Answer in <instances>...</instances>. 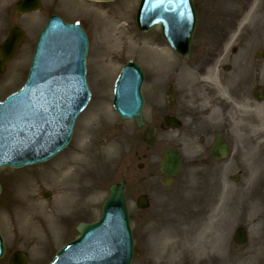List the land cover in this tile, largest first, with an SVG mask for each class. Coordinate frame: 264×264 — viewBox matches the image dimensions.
Instances as JSON below:
<instances>
[{
  "label": "rangeland",
  "instance_id": "obj_1",
  "mask_svg": "<svg viewBox=\"0 0 264 264\" xmlns=\"http://www.w3.org/2000/svg\"><path fill=\"white\" fill-rule=\"evenodd\" d=\"M19 1L11 3L0 22V44L15 26L25 34L16 59L7 66L5 74L0 75V101L26 80L38 35L53 14L68 23L81 24L89 37L87 79L92 101L77 120L72 142L64 152L40 166L0 170L3 187L0 223L7 246V255L0 264H9V258L17 251L28 255V264H49L60 248L78 237V224L99 219L109 187L121 181L128 184L135 250L133 264H160L162 245L169 239L179 252L177 264H246L248 251L259 245L260 226L256 218L262 209L244 196L249 162L238 148L240 132L235 128V118L243 116L236 111L240 103L264 106V101L260 103L253 98L255 90L264 92V0H199V6L209 8L208 12L216 15L211 22L214 39H207L198 32L194 48H199L197 56L201 58L189 63L169 50L159 28L148 34L138 31L135 16L139 0L102 4L86 0H41L43 9L27 15L15 11ZM255 5L258 10L252 17L250 12ZM106 15L125 17L131 35L116 45H106L100 20ZM247 17L250 19L245 21ZM202 20L207 22L208 19ZM258 51L263 52L262 58L257 57ZM207 52L217 53L213 68L224 96L212 82L203 81L206 75L201 77L197 69ZM129 61L138 62L146 72L143 94L147 101L144 117L148 125L154 126L163 120L168 82H174L179 97L188 99L190 104L200 93V99L204 100L206 93L211 92L218 103L214 110L209 108L208 116L215 111L217 115L202 119L196 137L184 135L190 128L159 130L155 145L148 147L141 140L142 131L136 124L121 120L112 108L115 80ZM87 126L91 133L84 142L90 147V155L85 162L84 175L72 183L75 196L68 202L61 192L43 184L42 179L46 173H63L74 159L73 152ZM217 133L224 135L231 155L224 161L210 162L207 151ZM174 146L183 148L184 164L173 184L166 187L162 184L164 177L159 167L162 154ZM140 164L144 167L139 169ZM235 176L239 178L237 183L233 181ZM33 181L39 182L36 204L46 207V214L36 225L38 243H27L17 236L16 226L20 222L13 221L12 200L20 185ZM45 194L51 196L45 198ZM143 195L150 200L146 211L137 208V199ZM51 210L53 216L49 214ZM240 228L248 233L245 246H236L233 242ZM186 229L192 230L189 239L182 234L169 239L164 237L167 231ZM190 239L202 244L196 255L182 253L191 244Z\"/></svg>",
  "mask_w": 264,
  "mask_h": 264
},
{
  "label": "water",
  "instance_id": "obj_2",
  "mask_svg": "<svg viewBox=\"0 0 264 264\" xmlns=\"http://www.w3.org/2000/svg\"><path fill=\"white\" fill-rule=\"evenodd\" d=\"M16 8L24 14L41 10L42 5L39 0H22ZM157 25L161 26L163 38L187 59L197 27L193 1L142 0L137 14L139 30L147 33ZM23 37L21 30L14 28L7 42L0 46V74H4L6 65L15 58ZM88 48L87 37L79 26L67 25L57 16L51 17L39 36L27 85L4 104L0 103V168L46 162L67 148L75 120L91 98L86 82ZM58 50L62 51V59L57 55ZM57 61L60 64L53 65ZM68 73L74 77L64 80ZM143 81L144 75L138 65H126L116 83L113 103L123 119H134L139 127L144 126ZM254 97L263 100L259 92H255ZM155 135V130L151 129L142 134V139L153 145ZM210 156L213 159L228 156L221 137ZM180 168V155L173 151L165 153L160 168L167 177L164 185L172 183V177ZM138 207H149L146 196L138 200ZM77 231L80 237L61 249L51 264H132L134 245L126 184L111 186L100 221L80 224ZM246 242L245 231H239L235 243L244 245ZM5 253L0 233V260ZM13 258L11 264H26V256L22 253H16Z\"/></svg>",
  "mask_w": 264,
  "mask_h": 264
},
{
  "label": "bare ground",
  "instance_id": "obj_3",
  "mask_svg": "<svg viewBox=\"0 0 264 264\" xmlns=\"http://www.w3.org/2000/svg\"><path fill=\"white\" fill-rule=\"evenodd\" d=\"M13 1L14 0H0V22L3 20L4 13L11 7ZM75 1L77 2L79 0ZM71 4H74V1H72ZM257 10L256 7L252 9L250 15L252 14L251 16L254 17ZM249 19L250 18L247 17L245 21ZM100 20L103 22V29L105 30L103 36H105L106 45H116L122 42L127 35H131L130 25L127 24V19L125 17H107L106 15L101 16ZM216 75V71L211 69L206 80L212 82L215 87L218 88L219 93L224 96L226 94L224 90L220 89ZM236 111H239L240 114L243 115L235 118V128L237 132H240V135H237L238 148L249 162V172L246 179L244 196L247 200L255 203L257 207L262 209L261 213L256 218L260 226V234L258 237L259 245L248 251V260L246 264H263L264 194L262 193V189H264V106L240 103ZM216 112L217 111H215L210 118L216 116ZM90 133V126H87L73 152L75 155L74 159L62 170L63 173H61V175L46 173L42 179L43 184L61 192L65 201L72 202V198L75 196L72 183H74L75 178L81 179V174L84 175L87 167L85 162H87L88 155H90V147L85 144L84 140ZM38 185V181L20 185L17 196L12 200L13 221L18 220L20 222L19 224L17 222L16 226L18 232L17 236L21 241L27 243H38L39 238L35 235L37 233L36 225L39 219L46 214V207L36 204V188ZM53 213V210L49 211L51 216H53ZM15 233L16 231H14V234ZM181 234L185 239H189L192 235V230L186 229L185 231L179 232L171 230L165 232L164 237L169 239L173 236H180ZM169 240L168 243L162 245L160 254L163 258H158L160 264H177L179 260V258H176V256L179 255L176 245L175 243H170ZM190 243L191 244H188V246L183 249L182 253L191 255L198 254L201 251L202 244L193 239H190ZM204 245L205 247L209 246L206 244Z\"/></svg>",
  "mask_w": 264,
  "mask_h": 264
},
{
  "label": "flooded vegetation",
  "instance_id": "obj_4",
  "mask_svg": "<svg viewBox=\"0 0 264 264\" xmlns=\"http://www.w3.org/2000/svg\"><path fill=\"white\" fill-rule=\"evenodd\" d=\"M199 2V0H198ZM196 8L199 13V6L197 5V0H195ZM207 35H210V31H206ZM199 48H197L198 50ZM209 49V48H207ZM216 52H209L207 56L202 58V62L199 67L200 70L203 71L206 65L213 64L216 60L215 57ZM173 88L172 85L169 82V89ZM174 89V88H173ZM174 91L175 100L174 103L171 104L168 100L165 102V114H164V120H165V126H168V124H171V119H177L181 122V130H184L185 128H190L189 130L185 131L184 135H194L195 137L198 134V127L201 125L200 119L203 117L200 113L201 108H199L202 104L200 101H196L192 104L188 103V99H183L179 97V95ZM215 101L212 103V105H215ZM168 129L169 128H164ZM181 149V148H180Z\"/></svg>",
  "mask_w": 264,
  "mask_h": 264
}]
</instances>
